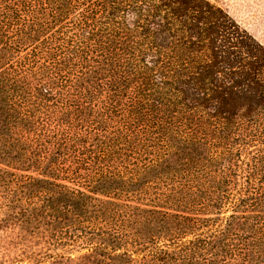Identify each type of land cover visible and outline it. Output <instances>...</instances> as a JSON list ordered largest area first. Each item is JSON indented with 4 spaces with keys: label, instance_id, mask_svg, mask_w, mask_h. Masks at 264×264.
<instances>
[{
    "label": "trees",
    "instance_id": "16d2710c",
    "mask_svg": "<svg viewBox=\"0 0 264 264\" xmlns=\"http://www.w3.org/2000/svg\"><path fill=\"white\" fill-rule=\"evenodd\" d=\"M0 255L264 264V46L208 0H0Z\"/></svg>",
    "mask_w": 264,
    "mask_h": 264
},
{
    "label": "rangeland",
    "instance_id": "374dc122",
    "mask_svg": "<svg viewBox=\"0 0 264 264\" xmlns=\"http://www.w3.org/2000/svg\"><path fill=\"white\" fill-rule=\"evenodd\" d=\"M214 6L226 11L244 30L264 46V0H208ZM86 251L75 250L72 258L84 255ZM14 253H12L13 255ZM0 257H2L0 255ZM4 260H2L3 262ZM15 264H28L27 262ZM45 264V263H43ZM50 264V261H47Z\"/></svg>",
    "mask_w": 264,
    "mask_h": 264
}]
</instances>
